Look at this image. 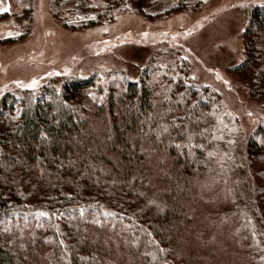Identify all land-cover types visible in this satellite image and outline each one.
Wrapping results in <instances>:
<instances>
[{"label": "trees", "instance_id": "trees-1", "mask_svg": "<svg viewBox=\"0 0 264 264\" xmlns=\"http://www.w3.org/2000/svg\"><path fill=\"white\" fill-rule=\"evenodd\" d=\"M244 40L235 71L253 68L251 95L264 99V5ZM219 104L176 57L154 59L137 81L73 76L5 94L0 226L23 219L28 228L0 233V264H165L176 245L190 249L180 233L211 163ZM247 151L264 160V126ZM41 174L52 187L33 196L24 182Z\"/></svg>", "mask_w": 264, "mask_h": 264}, {"label": "rangeland", "instance_id": "rangeland-1", "mask_svg": "<svg viewBox=\"0 0 264 264\" xmlns=\"http://www.w3.org/2000/svg\"><path fill=\"white\" fill-rule=\"evenodd\" d=\"M264 0H0V101L64 77L140 79L154 59H184L191 78L220 96L211 163L189 201L190 220L165 264H264V160L248 154L264 126L244 60L251 11ZM35 81V85L28 87ZM33 196L52 184L29 178ZM36 184V185H35ZM30 226H34L31 224ZM27 231L23 219L0 226ZM181 241V240H180ZM178 242V241H177ZM179 244V243H178Z\"/></svg>", "mask_w": 264, "mask_h": 264}, {"label": "snow or ice", "instance_id": "snow-or-ice-1", "mask_svg": "<svg viewBox=\"0 0 264 264\" xmlns=\"http://www.w3.org/2000/svg\"><path fill=\"white\" fill-rule=\"evenodd\" d=\"M35 83H36V82H35V81H33L31 85H28V87H32V86H34V85H35Z\"/></svg>", "mask_w": 264, "mask_h": 264}]
</instances>
